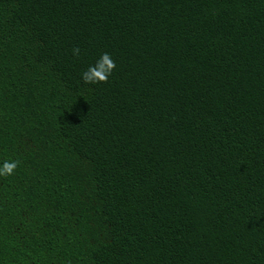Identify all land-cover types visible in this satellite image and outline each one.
Here are the masks:
<instances>
[{
    "label": "trees",
    "instance_id": "16d2710c",
    "mask_svg": "<svg viewBox=\"0 0 264 264\" xmlns=\"http://www.w3.org/2000/svg\"><path fill=\"white\" fill-rule=\"evenodd\" d=\"M5 160L0 264H264V0H0Z\"/></svg>",
    "mask_w": 264,
    "mask_h": 264
},
{
    "label": "clouds",
    "instance_id": "9594fccd",
    "mask_svg": "<svg viewBox=\"0 0 264 264\" xmlns=\"http://www.w3.org/2000/svg\"><path fill=\"white\" fill-rule=\"evenodd\" d=\"M73 54L80 55V49L74 48ZM116 68L115 61L108 53H104L95 64L82 73V80L85 84L97 85L107 83L109 77L112 75ZM19 165V161L5 160L0 164V177H7L14 174Z\"/></svg>",
    "mask_w": 264,
    "mask_h": 264
}]
</instances>
